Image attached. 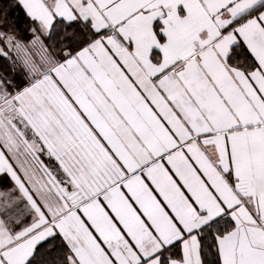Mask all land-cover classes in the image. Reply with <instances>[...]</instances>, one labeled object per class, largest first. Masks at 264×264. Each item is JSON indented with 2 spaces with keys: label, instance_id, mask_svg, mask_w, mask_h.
Instances as JSON below:
<instances>
[{
  "label": "snow or ice",
  "instance_id": "snow-or-ice-1",
  "mask_svg": "<svg viewBox=\"0 0 264 264\" xmlns=\"http://www.w3.org/2000/svg\"><path fill=\"white\" fill-rule=\"evenodd\" d=\"M0 264H264V0H0Z\"/></svg>",
  "mask_w": 264,
  "mask_h": 264
}]
</instances>
